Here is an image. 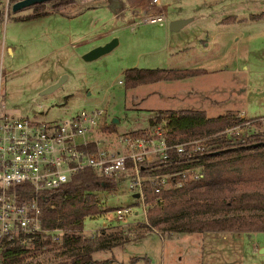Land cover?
<instances>
[{"label":"rangeland","instance_id":"374dc122","mask_svg":"<svg viewBox=\"0 0 264 264\" xmlns=\"http://www.w3.org/2000/svg\"><path fill=\"white\" fill-rule=\"evenodd\" d=\"M114 1L75 0L69 6L75 14L72 18L51 12L22 20L15 17L31 7L13 11L14 1L0 0L1 93L10 112L33 115L36 104L43 102L47 112L42 117L53 120L84 107H99L106 111L107 125L114 117L119 119L114 122L115 130H108L117 134L149 128L150 117L166 108H200L210 116L229 110L264 115V0H162L167 23L141 22L134 27L135 17L117 21L105 6ZM120 1L124 6L117 10L126 13L148 0ZM177 16L193 19L180 30H170L169 22ZM104 32L108 33L101 36ZM114 37L119 43L112 51L93 60L83 59L86 51ZM208 43L210 50L201 51ZM7 45L14 46V51L7 50ZM218 55H223L220 63L205 64V71L196 77L132 88L119 82L125 81L129 67H184L188 61ZM64 74L68 76L58 89L40 94L46 83ZM124 183L116 190L99 191L100 199L108 205L131 204L134 199ZM256 188L264 189V182L234 189ZM140 220L133 223L136 229L130 234L148 233L146 236L99 256L114 254L125 263L133 256L142 257L136 264H146L144 257L150 264H264V231H230L225 238L212 230L169 235L148 229ZM109 223L111 229L122 228L114 209L87 217L84 228L99 232ZM54 256L55 251L48 249L36 259L49 262Z\"/></svg>","mask_w":264,"mask_h":264},{"label":"trees","instance_id":"16d2710c","mask_svg":"<svg viewBox=\"0 0 264 264\" xmlns=\"http://www.w3.org/2000/svg\"><path fill=\"white\" fill-rule=\"evenodd\" d=\"M74 2L75 0L38 2L30 6L31 11L15 18L24 20L51 12L71 17L75 14L69 11V6ZM201 71L204 72L205 69L133 66L125 70L124 82L127 88H132L143 83L195 76ZM241 120L240 113L234 110L209 116L205 109L200 108H166L157 110L150 117V126L162 124L169 140L175 141L216 132ZM104 128L115 130L116 124H106ZM146 130L137 129L133 133H143ZM212 142L215 145L210 150L196 154L199 158L197 162L204 166V177L186 183L183 187L163 191L165 201L149 208L151 226H143L151 230L157 228L161 232L166 231L169 235L173 232L208 230L264 231V189H234L241 184L264 182V131L249 134L241 143H230L224 136L216 137ZM175 156L173 151V157ZM195 163H172L160 171H176ZM119 185L121 180L115 176L87 168L76 172L63 185L43 191L39 195L42 226L49 230L60 228V239H54L53 233L47 232L35 236L30 246L17 241L8 242L0 252V264H136L142 257L133 256L125 263L119 261L114 254L107 257L99 255L148 233L130 234L136 227L126 233L122 229H111L113 226L110 223L103 224L93 238L84 230L87 217L123 206L108 205L99 197V191L116 190ZM23 187L30 188V185H18L20 198L32 197L30 192L27 195L21 194ZM146 191L147 200L154 201L156 194L150 188ZM48 249L56 253L51 261L36 259ZM144 259L146 264H150L148 257Z\"/></svg>","mask_w":264,"mask_h":264},{"label":"built area","instance_id":"2783aa9c","mask_svg":"<svg viewBox=\"0 0 264 264\" xmlns=\"http://www.w3.org/2000/svg\"><path fill=\"white\" fill-rule=\"evenodd\" d=\"M131 10L133 27L141 22L169 21L162 0H148ZM1 89L0 77V252L8 242L30 246L35 236L47 232L59 240L60 228L49 230L42 226L39 195L87 168L115 176L121 183L125 181L135 203L114 210L124 232L128 233L140 219L145 226H151L149 208L165 200L163 191L204 177V166L197 162L196 154L210 150L215 145L214 138L224 136L230 143H241L249 134L264 128V115L242 114L240 122L219 131L175 141L169 140L162 124L138 134L109 133L104 128L107 115L102 108L84 107L66 118L47 120L42 117L47 112L43 102L36 104L33 115L10 112ZM188 162L196 163L176 171H160L172 163ZM19 184L30 185L23 187L21 194L30 192L33 196L21 199ZM147 188L156 194L154 201L147 200ZM87 233L93 238L98 229Z\"/></svg>","mask_w":264,"mask_h":264},{"label":"water","instance_id":"95a60500","mask_svg":"<svg viewBox=\"0 0 264 264\" xmlns=\"http://www.w3.org/2000/svg\"><path fill=\"white\" fill-rule=\"evenodd\" d=\"M44 1H50V0H17L12 3V10L18 11L25 7H30L38 2H44ZM3 10L0 7V15L2 14ZM193 17H177L172 19L169 22V28L170 30L177 31L186 26ZM119 43V39L117 37L112 38L111 40L107 41L104 44L97 45L88 51H86L82 57L85 60H93L96 59L108 52H110L112 49H114ZM67 74L62 75L57 81L50 83L49 85L45 86L41 89L40 94L46 95L49 93H52L56 89H58L67 78ZM113 122H119V119L117 117L113 118Z\"/></svg>","mask_w":264,"mask_h":264},{"label":"crops","instance_id":"0c3cea01","mask_svg":"<svg viewBox=\"0 0 264 264\" xmlns=\"http://www.w3.org/2000/svg\"><path fill=\"white\" fill-rule=\"evenodd\" d=\"M121 1L120 0H116V1H114V3H112V4H109V3H107V4H105V6H107V7H109V9L110 10H112L113 11V14H114V16H115V18H116V20L118 21V19H120L121 17L122 18H126V17H129V19H131V17H132V10H127L126 11V13H130L129 14V16H127L126 15V13L124 12L125 11V9L123 10V12L121 11V12H119L117 9H120L121 7H123L124 5L122 4V2L120 3ZM136 5V4H135ZM135 5H133V6H135ZM131 16V17H130ZM177 17H182V16H177ZM70 18H72V17H70ZM169 26V25H168ZM106 33H108V32H104V33H102L101 34V36H105L106 35ZM101 38V37H100ZM203 39V38H202ZM204 46H206V47H204ZM211 46L212 45H210V43H208V44H204L200 49H201V51H204V52H206V51H209L210 50V48H211ZM7 50H9L10 52H13L14 51V46H12V45H7ZM113 50V49H112ZM111 50V51H112ZM222 58H223V55H222V57H221V55H218V56H215V57H208V58H206V59H202V60H194V61H188V62H186V66H184V67H182V68H187V67H201V68H204L203 66L205 65V64H208V63H211V64H215V65H217V64H219L220 63V60H222ZM191 77V76H190ZM190 77H186V78H190ZM192 77H194V76H192ZM195 77H196V75H195ZM186 78H182V79H175V80H183V79H186ZM50 83H52V82H49V83H46V85L45 86H47V85H49ZM45 86H43L42 88H44ZM239 113H240V115H242V114H245V115H247V116H249L248 114H247V112L245 111V110H239L238 111ZM223 114V113H222ZM210 116V115H209ZM158 231V230H157ZM160 231V230H159ZM213 232H216V233H220V234H222L223 235V238H225V236H226V233H228V232H230V231H219V230H212ZM161 232V231H160ZM206 232V231H205ZM236 232H245V231H236ZM174 233V232H173ZM139 238H136V239H132V240H130V241H127V242H125L124 244H126V243H128V242H131V241H135V240H138ZM123 244V245H124Z\"/></svg>","mask_w":264,"mask_h":264}]
</instances>
